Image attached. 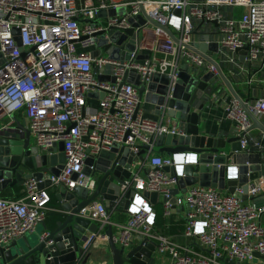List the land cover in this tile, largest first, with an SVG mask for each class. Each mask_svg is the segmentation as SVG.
Instances as JSON below:
<instances>
[{
  "label": "built area",
  "instance_id": "obj_1",
  "mask_svg": "<svg viewBox=\"0 0 264 264\" xmlns=\"http://www.w3.org/2000/svg\"><path fill=\"white\" fill-rule=\"evenodd\" d=\"M111 9L121 12L110 15ZM233 9L243 11L235 16ZM100 11L107 13L99 15ZM144 14L158 25L149 20L141 23L138 17ZM206 26H211L213 35ZM129 28H134L133 35L119 44L111 41L114 32ZM200 33H209L210 41L218 43L215 60L227 69L229 79H246L249 87L264 82L260 76L264 69V0H0V120L23 113L39 151L50 155L62 142L65 156L59 175L30 176L25 179L23 197H0V250L44 224L51 210L48 185L70 190L90 187L104 173L94 162L87 174L86 160L118 146L129 147L134 156L131 175L121 184L113 208L95 200L83 209L98 229L88 232L81 243L83 253L76 264H89L93 247H109V225L120 248L155 243L157 264H226V259L236 264H264V176L250 181L247 192L243 186L230 193L195 184L179 197L184 166L197 163V154L148 151L144 160L138 155L141 145L153 146L158 136L181 131L170 119L146 116L139 91L126 82V73L134 70L147 82L153 73L167 74L168 97L183 70L218 76L216 67L191 49ZM101 40L119 55L127 51L129 41L136 48L130 59L114 58L99 45ZM244 48L242 62L237 50ZM90 93L103 94L94 109L88 102ZM247 103L264 124V97L249 98ZM225 111L234 121L243 150L251 153L253 147L262 148L251 137L253 122L236 98H231ZM11 120L0 131L11 126ZM118 165L112 162L108 170ZM228 167L226 178L239 179V167ZM131 191L134 194L124 210L122 201ZM145 192L158 194L157 202L167 218L181 205L186 244L158 231L156 210ZM118 210L126 213L124 221L113 219ZM48 235L45 230L41 237Z\"/></svg>",
  "mask_w": 264,
  "mask_h": 264
},
{
  "label": "water",
  "instance_id": "obj_2",
  "mask_svg": "<svg viewBox=\"0 0 264 264\" xmlns=\"http://www.w3.org/2000/svg\"><path fill=\"white\" fill-rule=\"evenodd\" d=\"M118 12L121 11L111 9L108 13L114 15ZM106 13L100 11L99 15ZM138 19L141 23L149 20L154 25H158L145 14ZM133 33L134 28H129L124 33L114 32L111 41L119 44ZM14 34L21 46L19 30L15 29ZM99 45L104 46L112 57L122 59H130L131 52L136 48L135 43L129 41L125 45L127 51L119 55L112 45H107L102 40ZM191 49L213 64L218 76H214L211 72L198 76L183 70L179 74V80L171 97H168L170 78L167 74L153 73L148 82L142 81L140 75L134 70L128 71L125 75L126 82L138 89L141 98L155 104L158 112L172 119L181 131L178 135L168 133L158 136L153 140V146L141 145L139 158L144 160L148 151L172 155L193 150L198 156V161L184 166V176L179 180V197H184L188 187L195 184L227 189L230 193H234L238 186H243L244 191L247 192L249 182L260 176L262 170L260 154L243 151L238 137L232 139L235 144L233 150L229 151L222 139L206 135L201 128L205 103L209 102L210 96L216 91V88L210 84L212 79L219 78L231 95L242 104L253 122L251 129H260L264 132V124L249 109L247 103L249 99H243L238 94L229 77L215 60L218 43L210 41V34L203 33ZM208 51L212 55H209ZM237 52L240 54L241 61L244 62L246 48L238 49ZM102 95V93L89 94L90 97H102ZM63 149L64 144L61 142L51 150L52 154L41 153L33 144L27 127L17 123L15 127L4 128L0 131V181L4 185L24 184L25 179L30 176L42 179L44 172L59 175L65 162ZM133 161L134 156L130 148L118 146L111 151H102L95 159H87V174L91 173L89 165L96 162L97 170L104 173L101 179L98 182H92L88 188L78 186L70 190L61 185L58 189L61 208L58 210L60 215L56 221V227L48 229L44 222L45 229L49 232L48 236L43 238L41 234H31L13 241L7 248L0 250V264H76L83 253L81 243L86 240L88 232H95L98 229L97 223L87 217L88 212L82 213L83 209L97 199L104 200L108 208H113L115 201L119 198L121 184L131 175L130 168ZM231 161L240 165L239 179L226 178ZM112 162H119V165L108 170ZM170 169L165 167L166 171ZM133 194V191L126 194L122 201V209H127L129 198ZM145 196L150 197L152 202H157L156 192H145ZM107 233L111 264H148L152 258L155 243H148L146 246L137 245L126 250L114 243L111 225L108 226ZM255 255L258 256L259 253L256 252ZM88 257L83 260V263L87 262ZM225 262L236 264L230 259H226Z\"/></svg>",
  "mask_w": 264,
  "mask_h": 264
},
{
  "label": "crops",
  "instance_id": "obj_3",
  "mask_svg": "<svg viewBox=\"0 0 264 264\" xmlns=\"http://www.w3.org/2000/svg\"><path fill=\"white\" fill-rule=\"evenodd\" d=\"M202 1V0H197ZM243 9H233V14L235 16H238ZM211 26H206L205 29H209L210 32H212ZM214 32H212L213 35ZM203 33H200L198 36L199 39ZM209 55H212L210 51H208ZM147 54H142V57L146 56ZM224 73H227V69L225 67H222ZM227 75V74H226ZM260 76L264 78V69L260 72ZM231 82L233 83L236 91L243 99H253L257 96H263L264 97V82L263 83H257L251 85V87L248 86L246 79H239L238 81L231 79ZM215 88L216 91L210 96L209 102L205 103V107L203 109L202 113V124L201 128L204 131V133L208 136H213L216 139H222L224 143H226V148L229 151L233 150L234 142H232V139L236 138L235 134V125L234 121L227 118L225 107L230 102L231 98L233 97L231 93L228 91V89L225 87L224 84H222L221 80L218 81V79H212L211 83ZM241 84H245L247 89H244L241 87ZM159 85L160 82H159ZM89 105L91 107L96 108L98 106V97H91L89 100ZM141 107L144 109L146 116L156 119V120H162L170 119L169 117H164L162 113L158 112L157 106L151 102L145 101V99H142ZM12 119V120H11ZM10 118H4L0 120V126L8 123L11 120L10 125L12 127L17 126V123H21L25 127L28 125V121L26 116L19 112L15 113L13 117ZM171 122L175 123L172 119H170ZM250 135L253 139L259 141L262 143V148L253 147L251 153H258L261 156V163H262V170L260 171V176H264V132L260 129H252L250 132ZM239 139V138H238ZM240 141V139H239ZM244 151V150H243ZM60 152V151H58ZM188 152H194L188 151ZM162 155H167L166 153L156 152ZM230 166H238L239 164L230 162ZM47 189L49 190L52 200L50 203L51 210L49 211V214L45 220V223L47 225L48 229H54L56 227V221L59 218L60 211H58L61 208V199L59 196V191L57 186H51L48 185ZM178 191V189H177ZM24 195V184H18V183H8V184H2L0 181V197L6 198V199H20ZM99 200V199H97ZM104 201V200H101ZM153 206L156 210V205H161L160 202H153ZM181 212L182 208L181 205H178L177 209L173 211L174 215L170 216L168 219V223L164 228L161 226H158L156 221V226L159 232H162L166 236L172 238L175 242H177L180 245H184L187 243V239L184 237V225L185 222L183 219H181ZM112 217L115 221H124L126 217V213L122 210H118L112 214ZM157 220V219H156ZM264 221V219H263ZM45 223L38 226L35 233H32L33 235L42 234L45 229ZM31 235V234H30ZM27 236H29L27 234ZM104 248V247H103ZM99 246L93 247L91 254L92 256L89 258L88 263L89 264H97L98 263V254H101L100 252L103 251ZM159 258V257H158ZM111 261V259H110ZM157 256L153 255L148 264H157Z\"/></svg>",
  "mask_w": 264,
  "mask_h": 264
},
{
  "label": "rangeland",
  "instance_id": "obj_4",
  "mask_svg": "<svg viewBox=\"0 0 264 264\" xmlns=\"http://www.w3.org/2000/svg\"><path fill=\"white\" fill-rule=\"evenodd\" d=\"M241 87L243 88V90L244 89H247L246 88V85L245 84H241ZM29 236H30V234H28ZM103 247H105V248H103ZM103 247H101V249H103V251H101V249H100V253L101 254H98L97 256H98V263H102V262H108V264H111V261H110V259H111V256H110V254H109V250H108V246H103ZM92 256V255H91Z\"/></svg>",
  "mask_w": 264,
  "mask_h": 264
},
{
  "label": "trees",
  "instance_id": "obj_5",
  "mask_svg": "<svg viewBox=\"0 0 264 264\" xmlns=\"http://www.w3.org/2000/svg\"><path fill=\"white\" fill-rule=\"evenodd\" d=\"M156 219L158 226H161L162 228H164L168 223V219L165 218L163 208L160 205H156Z\"/></svg>",
  "mask_w": 264,
  "mask_h": 264
},
{
  "label": "bare ground",
  "instance_id": "obj_6",
  "mask_svg": "<svg viewBox=\"0 0 264 264\" xmlns=\"http://www.w3.org/2000/svg\"><path fill=\"white\" fill-rule=\"evenodd\" d=\"M179 159H182L181 157H179Z\"/></svg>",
  "mask_w": 264,
  "mask_h": 264
}]
</instances>
